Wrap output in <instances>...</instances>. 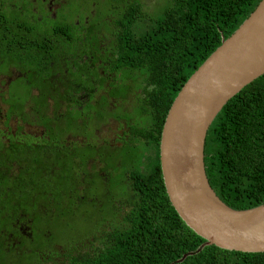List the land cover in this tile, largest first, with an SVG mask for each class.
Listing matches in <instances>:
<instances>
[{"label": "flooded vegetation", "instance_id": "obj_1", "mask_svg": "<svg viewBox=\"0 0 264 264\" xmlns=\"http://www.w3.org/2000/svg\"><path fill=\"white\" fill-rule=\"evenodd\" d=\"M104 1L0 0V194L16 199L0 211V264L36 246L19 201L31 179L44 182L41 205L91 228L93 243L124 224L136 182L154 174L162 115L146 74L123 64L116 29L130 3Z\"/></svg>", "mask_w": 264, "mask_h": 264}, {"label": "trees", "instance_id": "obj_2", "mask_svg": "<svg viewBox=\"0 0 264 264\" xmlns=\"http://www.w3.org/2000/svg\"><path fill=\"white\" fill-rule=\"evenodd\" d=\"M259 1L170 0L156 16L148 12L146 2L144 9L134 1H118L130 3L117 17L120 57L123 64L144 72L153 85L152 105L162 115L159 140L166 113L182 85ZM204 165L209 185L230 208L246 210L264 203V74L231 98L213 120L205 140ZM141 179L132 191L134 204L128 219L114 231H100L93 243L89 242L91 228L64 218L58 204L53 212L41 205L47 198L44 182L31 179V188L19 201L32 221L36 246L30 256H21L22 264H264V253L215 246L176 263L204 240L170 205L159 145L154 174ZM51 187L60 202L63 185ZM15 202L12 190L0 194V211L10 213ZM46 253L49 258L41 260Z\"/></svg>", "mask_w": 264, "mask_h": 264}, {"label": "water", "instance_id": "obj_3", "mask_svg": "<svg viewBox=\"0 0 264 264\" xmlns=\"http://www.w3.org/2000/svg\"><path fill=\"white\" fill-rule=\"evenodd\" d=\"M264 74V0L185 81L161 129L159 161L166 195L178 217L206 246L264 253V203L234 210L209 185L204 165L208 130L228 101Z\"/></svg>", "mask_w": 264, "mask_h": 264}, {"label": "rangeland", "instance_id": "obj_4", "mask_svg": "<svg viewBox=\"0 0 264 264\" xmlns=\"http://www.w3.org/2000/svg\"><path fill=\"white\" fill-rule=\"evenodd\" d=\"M114 1L115 0H105L104 3L108 6L113 4ZM169 1L170 0H143V2H146L147 4L148 12L151 13L153 16L158 15L164 9L163 7L167 6Z\"/></svg>", "mask_w": 264, "mask_h": 264}]
</instances>
